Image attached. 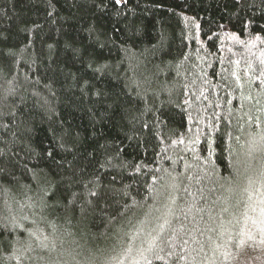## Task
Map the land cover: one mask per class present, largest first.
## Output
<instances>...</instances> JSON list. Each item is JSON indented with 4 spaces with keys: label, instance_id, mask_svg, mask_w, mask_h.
<instances>
[{
    "label": "trees",
    "instance_id": "16d2710c",
    "mask_svg": "<svg viewBox=\"0 0 264 264\" xmlns=\"http://www.w3.org/2000/svg\"><path fill=\"white\" fill-rule=\"evenodd\" d=\"M259 138L264 0H0V264H223Z\"/></svg>",
    "mask_w": 264,
    "mask_h": 264
},
{
    "label": "rangeland",
    "instance_id": "374dc122",
    "mask_svg": "<svg viewBox=\"0 0 264 264\" xmlns=\"http://www.w3.org/2000/svg\"><path fill=\"white\" fill-rule=\"evenodd\" d=\"M263 142L261 138L254 139L251 143L247 141L246 148L241 150V154L249 153L251 150L255 153V155H246V157H251V160H249L248 169L243 173V189L239 184L237 190H232L219 197L220 201L223 200L220 210L227 211L226 225L230 226L233 231L238 229L237 246L232 253L225 256L223 264H264V159L260 155ZM57 240L42 241V247L53 248L48 252L52 257L39 259L38 264H66L65 244ZM151 241V233L144 227H139L137 233H133L119 252L103 255V258H112L114 262L111 264H141L145 255L142 248L146 244L151 246ZM34 247L42 248L40 243ZM26 263L25 253L10 257V262H8V264Z\"/></svg>",
    "mask_w": 264,
    "mask_h": 264
},
{
    "label": "snow or ice",
    "instance_id": "6c2138e0",
    "mask_svg": "<svg viewBox=\"0 0 264 264\" xmlns=\"http://www.w3.org/2000/svg\"><path fill=\"white\" fill-rule=\"evenodd\" d=\"M115 4H121V3H124L125 0H114ZM257 120H259V117H257ZM145 127H147V125H145ZM49 156H51L52 154L51 153H48ZM0 172H2V170H0ZM93 196H96L97 193H92Z\"/></svg>",
    "mask_w": 264,
    "mask_h": 264
}]
</instances>
